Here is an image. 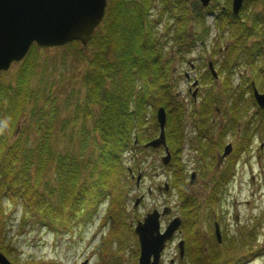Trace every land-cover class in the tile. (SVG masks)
<instances>
[{
  "label": "trees",
  "instance_id": "trees-1",
  "mask_svg": "<svg viewBox=\"0 0 264 264\" xmlns=\"http://www.w3.org/2000/svg\"><path fill=\"white\" fill-rule=\"evenodd\" d=\"M258 1L245 0L238 15L231 12V0H225L223 8L216 10L217 30L222 36L224 33L229 35L230 44L224 47L221 58L215 64L218 76L224 79L220 94L211 89L205 91L189 115L194 133L190 143L196 154L200 126L214 119L218 112L224 122L232 125L233 133L237 132V125H242L240 129L245 133V148L257 137L264 139V108L256 105L251 94V82L264 84V31L261 36L257 33L264 29V0L260 1L262 12L251 10L250 16L245 15L246 21L242 18L249 6ZM151 2L108 0L105 17L87 46L72 42L62 48L74 60L86 64L80 78L84 94L77 109L82 107L83 119H90L91 124L90 128L79 132L73 128L66 134L63 130L62 137L67 142L63 153H59L53 145L52 125L57 112L52 109L51 114L47 109L50 100L40 87L39 79L33 82L40 68V53L50 49L31 47L20 63L13 82L7 84L0 81V252L7 257L13 256L12 264H41L33 260L20 263L15 258L16 250L7 239L11 218L7 213L16 207L20 208L19 230L33 223L58 235L89 224L105 205L101 226H109L96 247H102L104 251L108 245L120 247L123 231L128 227L123 218L128 201L127 191L131 186L130 173L143 172L146 176L144 165L147 153H155V150L145 149L143 145L158 135L156 111L159 108L165 111L164 135L170 153V161L164 169L179 201V211L183 213L182 204L188 198L186 168L181 157L186 144L187 112L169 83V61L172 59L163 58L158 50L151 29L153 21L150 20L146 31L143 28L147 22V8L151 7L150 11L153 9L154 1ZM176 6L181 9L180 0H163L161 15L172 14ZM193 12L194 15L185 12V20L182 11L179 12V26L185 23V32L180 28L166 34L171 36L176 56L190 54L196 43L203 44L209 36L205 15L211 11H204L198 5ZM191 22L197 26L190 36L186 28ZM240 67L253 70L252 77L243 76ZM206 74L207 78H202L201 82L212 84L213 78ZM236 75L239 84L231 86ZM76 113L71 119L74 124L78 117ZM246 116L249 117L245 120ZM20 124V133L14 138ZM68 124L65 121L63 128ZM29 127L34 135L28 132ZM241 148L238 137L235 149L224 162L225 165L228 161L229 170L220 183V191L235 176ZM126 152L132 155L130 167H125L123 160ZM198 166L196 160V172ZM190 208L188 216L191 214L197 219L199 206L196 201ZM183 226L184 223H181V230ZM187 226L186 244L190 250L196 251L204 244L199 224L189 223ZM255 233L253 228L251 235L254 241ZM239 246L243 249L248 244L241 242ZM136 247L135 260L139 253L137 244ZM100 260L103 264H120L119 257L109 259L105 253Z\"/></svg>",
  "mask_w": 264,
  "mask_h": 264
},
{
  "label": "rangeland",
  "instance_id": "rangeland-1",
  "mask_svg": "<svg viewBox=\"0 0 264 264\" xmlns=\"http://www.w3.org/2000/svg\"><path fill=\"white\" fill-rule=\"evenodd\" d=\"M260 1L261 0L249 6L242 15L244 20L246 19L245 17L250 16L251 10L262 12L263 8ZM152 2L154 8L151 11V7L147 8L148 12L145 14L147 22L145 21L143 28L146 31L149 28L148 23L150 24L153 18L157 19V21L162 20L161 25H157L155 22L151 29L154 39L157 42V48L162 53V57L172 59L169 61L171 69L169 83L172 86L173 93L177 95L186 107V144L184 145L181 157L186 170L190 173L195 169L197 154L194 152L190 143L194 133L192 118L189 115L198 104L200 97L205 91L211 89L213 92L220 94L221 83L224 81L223 77L217 75V77L213 79L212 84H204L201 82L202 72L203 69L207 67L208 63L212 62L214 66L212 63L211 65L215 74L218 73L215 64L222 56V52H219V50H224V47L230 44V37L227 33H224L222 36L221 32L217 30L216 19L213 14H206L205 23L210 29L206 41L203 44L196 43L190 54H184L181 57L176 56L177 54L176 50H174L171 36L166 35L173 30L172 25L175 19L170 21V16L166 17L169 13H164L163 16L161 15L163 1L161 2L160 0L159 3L158 0H152ZM224 3L225 0H211L209 4L206 7H202V9L204 11L209 10L211 12H216L219 7H223ZM198 5L201 6L198 0H185V12L187 15H194L193 10ZM262 13H264V11ZM196 26L194 22H191L190 25L188 24L186 33L191 36L196 31ZM180 28L185 32V25L184 27L181 25L177 29L180 30ZM263 31V28H261L260 31L258 30V36H261ZM68 53V51L62 50V48L42 51L40 53V68L37 71V76L33 79V82L39 79L40 87L47 93L45 95L49 97L50 103L47 104V109L50 112L52 109L57 112V114H54L56 120L52 125V137L53 145L59 153H63L67 146L66 140L62 137L63 130L66 134L73 130V128L79 132V130L82 129L87 130L91 125L90 119H83L82 113L80 112L82 107L77 109V104H79L84 94V90L80 85V78L86 68V64L77 62ZM17 68V65H10L6 71H2L0 81L7 84L12 83ZM239 71L243 72V76H248L249 78L252 77L254 72L253 70L243 67H240ZM237 84H239L238 75L232 78L231 86ZM254 86L258 93H264V84L262 85L261 82H259L258 85L254 84ZM188 88L191 89L190 92H188ZM76 110H78L77 113ZM251 112L252 110L249 113ZM75 113L78 117L74 124L71 122V119L74 117ZM219 114L220 116L217 114V118L215 116L216 121L219 123L224 122L221 113ZM248 117L249 116H246L245 120L248 119ZM65 121H68L69 124L68 127L64 129L62 124ZM21 127L20 124L14 138L20 133ZM232 128L233 127H231V129ZM28 132L34 135V131L30 129V127ZM150 132L151 130L149 133ZM233 139L229 138L225 140L224 136L221 137L223 142L230 141L232 143ZM252 144V152L249 155L240 156L235 166V177L230 186V192L228 191V194H226V199L222 208L218 211L221 214L224 212L223 215H226V218L222 219V223L223 225H227L228 233H232L233 238L236 240L235 253L238 257L264 246V139L257 137ZM152 150H155V153H147V159L144 165L146 176H143V172L140 173L142 176L138 187H136L135 184V178L138 173L134 171L130 173V178L132 174H134V178L131 179V186L127 191L128 201L126 203L123 218V221L128 227L123 231L120 247H118V245L116 246V244L111 246L108 245L105 251L102 247H96L109 226L108 224L105 227L101 226V218L104 216L105 205L100 208L98 215L89 224L84 226L80 225L70 233L58 235L52 234L48 230L38 228L33 223H28L24 229L19 230L20 208L16 207L12 208L7 213V215L11 217L7 239L16 250L15 258L18 259L20 263L33 260L41 264H103L100 258L102 253H105L106 258L109 259L113 256L119 257L120 264H138V259L135 260L134 258L137 251L136 244L138 245V243L133 231L137 221H141L146 213L154 209L161 210L163 206H168L172 211L168 216L163 217V222L161 221V229L163 230L168 219L179 216V211L177 209L179 203L177 202L178 204L176 205V194L170 190V186L167 192L162 191V193L159 194L157 191L158 186L164 187L165 181L170 185L169 174H167L164 169L165 166L161 163V158L164 156L163 147ZM131 158L132 155L130 152H126L123 155L125 167L132 166ZM148 188L151 190L149 194H147ZM197 189L198 182L196 181L193 190L197 191ZM140 196H143V200L137 207H134L133 204L136 198ZM253 228H255L256 231L255 241L251 235ZM180 238L181 234H176L172 242L166 244L165 249L161 253L159 264H182L178 258L177 248V243ZM253 241L254 243L250 245ZM241 242L245 245L248 244V246L242 249L241 246H239ZM6 258L12 264L13 256H6ZM171 260L174 262L171 263ZM248 264H264V258L252 260Z\"/></svg>",
  "mask_w": 264,
  "mask_h": 264
},
{
  "label": "water",
  "instance_id": "water-1",
  "mask_svg": "<svg viewBox=\"0 0 264 264\" xmlns=\"http://www.w3.org/2000/svg\"><path fill=\"white\" fill-rule=\"evenodd\" d=\"M198 1L202 7H206L211 0ZM244 1L231 0L233 15L239 13ZM106 5V0H0V72L6 71L11 63L20 62L33 43L39 49L63 48L72 42L87 46L95 28L104 18ZM209 68L212 76L216 78L211 63ZM251 86L257 106L263 109L264 93H258L253 83ZM156 121L159 128L158 137L147 142L144 147H163L165 155L161 158V163L167 165L170 153L165 143L163 108L156 111ZM230 151L231 146L227 145L221 158L226 157ZM140 178L139 174L136 181ZM141 200L142 196L136 198L133 206L137 207ZM167 213L166 209L163 212L152 210L135 224L133 231L139 246L138 264H159L166 243L178 231L181 224L178 217L173 218L161 230L160 218ZM216 237L220 241L217 227ZM177 248L179 258L182 259V240L177 243ZM0 264H11L1 252Z\"/></svg>",
  "mask_w": 264,
  "mask_h": 264
},
{
  "label": "flooded vegetation",
  "instance_id": "flooded-vegetation-1",
  "mask_svg": "<svg viewBox=\"0 0 264 264\" xmlns=\"http://www.w3.org/2000/svg\"><path fill=\"white\" fill-rule=\"evenodd\" d=\"M162 1L163 0H161V2ZM180 1H181V9H179L178 6H176L177 8L174 7L173 8L174 10L172 9L173 11L172 14L166 16V17L170 16L169 17L171 19L170 21L175 19L172 25L173 30L171 32L175 31L179 27V23L177 21L179 18L180 11H182V13L184 14L183 19L185 20V0H180ZM158 2L160 3V0H158ZM105 12H106V8H105ZM216 13L217 12H209L206 14H211V15L213 14L215 18ZM152 21L154 24L156 22L157 25H161L162 20L157 21V19L153 18ZM184 25L185 23L183 24V26ZM33 46L36 45L33 43L31 47ZM183 49L185 51V44L183 45ZM219 52L222 51L219 50ZM22 60L20 62H13L11 63V65H17L19 68ZM210 63L212 62H209L207 67L203 69L202 78H207L208 74L206 73H209V75L213 79H215L212 76L211 70L209 68ZM212 65L214 66L213 63ZM1 74L2 71L0 72V75ZM252 83L253 82H251V84ZM190 91L191 89L188 88V92ZM251 94H253V92ZM219 113L220 112L217 113L218 116H220ZM214 119H211L210 122L203 123L200 126L201 128L199 133V147L197 154V161L199 164L198 172L194 170L189 173L187 170H185V189L188 192V198H186L183 201L182 204L183 213L179 211V204H178L179 201L176 197L177 199L176 205L178 204L177 209L179 211V216L176 217H179L181 223H184L182 230L180 229V227L178 228L179 234H181L180 239L183 240L184 254H183L182 264H248L252 260L264 258V246L258 248L254 255H253V251H251L249 253H245L240 257H238V255H236L235 253L236 240L233 238L232 233L230 234L228 233L227 225H223L222 223V219H225L226 215L225 214L223 215L224 212L221 214L218 211L222 208V205L226 199V194H228V191L230 192L229 189L233 182V180L230 181L226 185L225 189L223 191H220V185H221L220 183L227 176L229 170L228 161L226 162L225 165L224 162L228 159L229 156H231L233 150L235 149L236 137H240V143L242 144L241 155L244 156L249 155L252 152L253 144L251 143L247 148H245V144H243L245 133L240 129L242 128V125H237L238 127L237 132L233 133L231 131V127H232L231 124L224 122L219 123L216 121V119L215 120ZM222 136L225 137V140L229 138L231 139L234 138V139L232 143L230 141L223 142L221 140ZM227 145L231 146V151L226 157L221 158L224 148ZM193 174H194V178H192ZM133 178H134V174L131 175V179ZM196 181L198 182V189L197 191H194L193 188ZM140 182H141V178L138 182L136 181L135 178L136 187L139 186ZM169 186L170 185H168L167 182L165 181L164 187L162 188L161 186H158L157 191L159 192V194H161L162 191L167 192L169 190ZM170 190L173 191L171 187ZM150 192L151 190L148 188L147 194H149ZM219 197L220 200L218 202L217 199ZM195 201L199 206L197 219L192 218L191 214H189L188 216L189 211H191L190 207H192ZM165 209L167 210L168 213L166 215L161 216L160 222L161 221L163 222L164 221L163 217L168 216L172 210L168 206H163L161 210L156 209L158 212H163ZM174 217L168 219L166 226ZM188 218H192V220L187 221ZM189 223H193L194 225L196 223L199 224V231L201 233V238L204 243L200 245V247H198L196 251L190 250V247H188V244H186V234H189V227L187 225H189ZM216 227L218 228L220 241H218L216 237ZM175 236L176 234L173 235V239L175 238ZM172 240L169 242H172ZM173 262L174 261L171 260V263Z\"/></svg>",
  "mask_w": 264,
  "mask_h": 264
}]
</instances>
